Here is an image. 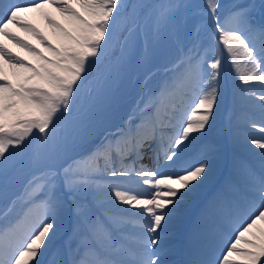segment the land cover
<instances>
[{
  "label": "snow or ice",
  "instance_id": "6c2138e0",
  "mask_svg": "<svg viewBox=\"0 0 264 264\" xmlns=\"http://www.w3.org/2000/svg\"><path fill=\"white\" fill-rule=\"evenodd\" d=\"M145 7L155 12L156 36L174 26L181 10L185 19L196 18L188 44L174 32L180 54L166 66L168 78L92 142L76 115L85 102L90 109L95 101L88 76L110 50L131 49L133 31L142 28L138 22L128 27L127 21H138ZM46 8H54L68 26ZM26 13H40L57 31L59 44L48 41ZM13 27L38 38L48 55ZM0 38L38 61L26 62L0 41V199L8 201L0 209V264H43L41 257L66 228L67 259L61 264H169L162 237L223 159L216 143L202 145L189 160L185 153L194 134H205L214 118L225 55L235 77L233 98L259 112L247 118L260 133L248 138L261 150L259 171L233 160L207 205L216 216L210 237L187 264H264V0L235 3L227 11L220 0L152 6L126 0H0ZM5 65L22 78L13 83ZM188 94L192 100L185 108ZM25 155L32 172L22 193L9 200L7 177ZM17 200L25 208L9 219Z\"/></svg>",
  "mask_w": 264,
  "mask_h": 264
},
{
  "label": "bare ground",
  "instance_id": "6f19581e",
  "mask_svg": "<svg viewBox=\"0 0 264 264\" xmlns=\"http://www.w3.org/2000/svg\"><path fill=\"white\" fill-rule=\"evenodd\" d=\"M239 1L240 0H225L224 3L222 4V8L228 7L233 2L238 3ZM4 2L7 3L9 2V0H4ZM13 2H24V0H13ZM44 11L50 13L53 19H55L56 21H58L59 23L65 26V22H63L64 18L60 15V13L56 12L54 8H46ZM30 14L27 15L26 13L25 19L30 20L32 24L35 25V27L48 41L51 42L53 41L52 39H55L56 41L59 40L57 31L51 25L45 22L41 14H39V16L41 17L39 22H36L31 17ZM12 30L19 38L31 44L38 51L39 48L41 49L44 48V46L41 45L39 39L31 35L30 33L25 32L18 27H13ZM0 41H2L14 53H17L19 56H21L26 62H30V63L32 62L28 53H22V48L19 45H17L15 42L13 41L9 42L4 38H0ZM0 63H2V61H0ZM5 68L7 69V74L9 76V79H11L13 83H16L19 79L22 78V76H14L12 74V69H8L7 65H5ZM21 72H23V70H21ZM221 77H222L221 99L218 102L216 108L214 109V118L210 120L209 122L210 127L205 130V134L202 133L194 134L197 137V139L187 149L186 152L191 151V153L188 156H186L185 153V159L186 160L192 159L200 150L201 146L207 143H216L220 145L221 150L223 152V159L213 169L212 173L209 175V180L207 181L205 186L202 189H200L199 195L194 196L189 203L182 206L181 213L176 218L173 219L174 222H182L184 218L190 215V209L196 208L197 214L191 217L190 221L188 222L187 229L183 230V233L186 236H190L191 233H197V228L195 225L196 218H200L202 220L209 219L210 223L208 224L207 231L204 234L205 241L209 239L211 229L214 227L216 221L215 212L210 210L211 212L207 213L209 210L206 211L208 202L211 200L214 193L222 186L224 182V178L227 175H229L233 160L235 159L241 165L244 164L250 165L253 168H255L257 171H259V163H260L259 153L261 150L255 148V146H250L248 143V138L250 136H259L260 133L256 130L251 129L249 124L247 123L248 116H254L258 118L259 112L258 110L252 109L249 105L245 104L240 99L233 98V86L235 82V77L233 75V69L231 67L227 55L224 56V62L221 69ZM223 79H225V84L222 82ZM155 90L156 89H154V91ZM250 112H252V114ZM237 125H239V127H237ZM239 142L241 143L240 147L235 145V143L239 144ZM223 143L230 144L231 147L228 148L223 147ZM144 162L150 163L147 156ZM236 178L239 179V177ZM208 193H209L208 198L204 200L203 197H205ZM21 206L22 205H20L16 210L13 209L11 215L15 216V214L21 213V211H23L21 209ZM173 229L176 230V227H174ZM69 235H70V230L68 234L65 235L63 238L58 236L55 239L53 243L54 250L50 254L48 255L46 254L45 256L41 257L44 264H49L52 263L53 261L61 260V257H59L60 254L59 247H61L62 243L65 242V240H68ZM166 242L172 243L173 240L167 239ZM179 243L180 242H178V244ZM164 258L168 262L172 260L171 257L168 256ZM195 259L196 258L194 257H188V260H195ZM170 264H176V262L173 261ZM180 264H182V262Z\"/></svg>",
  "mask_w": 264,
  "mask_h": 264
},
{
  "label": "rangeland",
  "instance_id": "374dc122",
  "mask_svg": "<svg viewBox=\"0 0 264 264\" xmlns=\"http://www.w3.org/2000/svg\"><path fill=\"white\" fill-rule=\"evenodd\" d=\"M163 2H167V0H158L156 5L163 3ZM189 2L202 4L203 0H189ZM260 2H261V0H249L247 4L255 3V4L259 5ZM238 3H242V2L239 1ZM233 4H235V3L233 2L231 5H233ZM231 5H229V6H231ZM228 7L223 8V11H227ZM149 13H152L151 16H149ZM29 14L30 13H27V15H29ZM39 14L40 13H32L30 15L36 22H39L40 18H41L39 16ZM253 15L258 17L259 16L258 10L254 11ZM154 19H155V12L152 9L146 11V13L141 17L140 21L138 22L142 28V37H138L136 35V31L134 30L133 34H132V41H133L132 47L130 50H126L123 54L125 55L126 61L129 64H132V63L134 64L136 57H137V54H138V51L146 50V48H145V33H147V39H148L147 50H152V46L155 44V40L162 42L163 45H166V46H163V48L164 47L166 48L165 51L159 53L160 56L162 57L161 59H163V60L157 59L156 62L160 60L158 66L154 67L147 74H145L139 78L133 79L131 72H130L131 70H129L128 72H126L122 75V77H121L122 80H116V83L113 87L112 94L117 100L121 101L120 103H124L127 100L132 99V97H135L136 95H138L135 97V102L137 104L141 100L142 97L146 98L152 94V93H150V90L155 88L156 85L160 84L162 80H164L166 77H168V73L165 71L166 66H169L175 60V58L180 54V46L181 45H179L175 42L176 36L174 35V32H178V34L181 38L182 44L184 46H187V44H188L187 38L189 36H191V33L193 31V26L196 23V18L192 17L191 15H189L187 17V19H185L184 12H183V10H181V12L175 18L174 26H169L168 28H162L159 36H156L155 35V29H154ZM63 22H65V20H63ZM67 26L68 25L65 22V27H67ZM202 35H203V29H202ZM52 40L53 41H51V43L53 45L59 44V40H57V41L55 39H52ZM8 41L10 42V40H8ZM39 51L44 52L45 55H48V53L45 50V47L43 49L39 48ZM22 53H28L29 57L32 60V62H31L32 64H36L38 62L37 58L31 52L27 51L26 49L22 48ZM142 61L148 62V63H142L140 65L143 72H145L148 69H150L152 63H149V60H142ZM222 82L225 83V79H223ZM191 100H192V94H188V96L186 97L185 107H188L189 103H191ZM250 113L252 114V112H250ZM237 127H239V125H237ZM224 145L227 148L231 147V145L227 144V143ZM235 145L240 147L241 143L240 142H239V144L235 143ZM21 157H24V156H21ZM23 188H24V186H23ZM23 188L21 189L20 192L16 193L15 195H11L9 197V200L20 195L23 191ZM7 202L8 201H0V207H5ZM18 202L22 205L21 209L23 210L25 208V205L22 203V201L17 200L16 206L18 205ZM208 224H209V222H207V227H208ZM186 226H187L186 224L179 225V227L183 228V229ZM66 229L63 230L62 233H60V235H59L60 237H63L65 234L68 233L69 229L68 228H66ZM205 232L201 236L199 235L200 238H195L194 240L189 242L185 256L194 257L196 259L198 258V254L200 252L201 246L205 243V240H204ZM166 237H167V235H164L162 237V240ZM52 249H53V245L49 248V252ZM168 250H169L168 251V257L174 256V254H175L174 250L172 248H169ZM66 251L67 250H66V244H65V246L63 247V250H62V255H63L64 261L67 259ZM175 252H176V248H175ZM184 260H185L184 264H187V262L190 261L188 259L186 260V258H184L183 261Z\"/></svg>",
  "mask_w": 264,
  "mask_h": 264
},
{
  "label": "trees",
  "instance_id": "16d2710c",
  "mask_svg": "<svg viewBox=\"0 0 264 264\" xmlns=\"http://www.w3.org/2000/svg\"><path fill=\"white\" fill-rule=\"evenodd\" d=\"M155 2H156V0H128L127 1L128 4L143 3V4L148 5V6H152ZM146 8H149V7H145L140 12V16L143 14V12ZM140 16H139V19H140ZM135 22H136V20L129 18L127 21V26L131 27L134 25ZM116 53H117V47L115 48L114 51L110 50L109 56L107 58H105L104 62L102 64L96 66L88 76V87L93 89V95L95 97L94 104L95 103L100 104L103 101V97L105 95L108 96V94L110 92V86H111L110 84L113 81V79H109V78H111V76L113 75V72H114L113 70H111L113 68V65H112L113 62L111 64V66H108L107 68L102 69V66H104L106 61H108L109 57H113ZM82 95H84L85 101H87L88 98H87L86 92L83 93ZM94 104H93V106H94ZM85 106L88 107L87 102L84 103L83 107H85ZM81 109H80V111H81ZM80 111L76 114L77 117H78V114H81ZM78 118L83 119L85 124L88 126V130H92V128H96V126L91 123V121L88 117H84L83 113L81 115H79ZM27 167H28L27 163L21 164L20 167L15 168L12 171H10V173L7 177V180H6L7 190L11 189V187L16 189L18 186L21 185V183L25 179V176L27 175V172H28Z\"/></svg>",
  "mask_w": 264,
  "mask_h": 264
}]
</instances>
